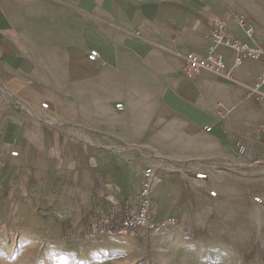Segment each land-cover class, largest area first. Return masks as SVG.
<instances>
[{
	"label": "crops",
	"instance_id": "1",
	"mask_svg": "<svg viewBox=\"0 0 264 264\" xmlns=\"http://www.w3.org/2000/svg\"><path fill=\"white\" fill-rule=\"evenodd\" d=\"M215 20L264 50V0H0V226L25 237L34 223L58 234L117 227L147 167L155 219L177 218L135 234L155 263H204L207 224L253 222L264 101L249 88L264 53L236 64L218 45L229 73L189 76L185 57L207 53Z\"/></svg>",
	"mask_w": 264,
	"mask_h": 264
},
{
	"label": "rangeland",
	"instance_id": "2",
	"mask_svg": "<svg viewBox=\"0 0 264 264\" xmlns=\"http://www.w3.org/2000/svg\"><path fill=\"white\" fill-rule=\"evenodd\" d=\"M262 188L255 192L253 222H235L228 216L202 229L201 240L207 252L205 262L199 264H264ZM38 224H31L32 237L23 236L18 224L0 226V264H157L149 251L141 254L143 248L150 247L145 237L144 241L140 239L141 244L136 242L135 234L149 232L128 229L101 233L89 228L80 230L70 224L58 234L50 223L37 231Z\"/></svg>",
	"mask_w": 264,
	"mask_h": 264
},
{
	"label": "built area",
	"instance_id": "3",
	"mask_svg": "<svg viewBox=\"0 0 264 264\" xmlns=\"http://www.w3.org/2000/svg\"><path fill=\"white\" fill-rule=\"evenodd\" d=\"M239 24L244 28L245 33L251 37L254 34L255 28L252 22L248 20L245 15H240L238 18ZM223 20H215L214 28L212 31V43L209 45L207 53L205 55H199L196 53H189L185 57V70L189 76H194L200 73L204 69L214 70L221 74H228L227 63L223 54L217 51L218 45H225L233 48L237 52L236 64L242 63L244 56L252 58H258L263 53L262 47L252 45L249 42H241L236 39L227 37L224 31ZM98 57V50L91 49L88 53L90 60H96ZM249 94L255 96L258 100L264 101V71L259 75L254 84L249 88ZM48 102H43L42 107L47 108ZM118 108H122L123 104L118 103ZM211 129V127H208ZM260 130L264 132V125L260 127ZM239 151L244 152L245 146L238 144ZM12 155H18L19 151L14 149L11 151ZM2 157L0 154V176L2 173ZM154 176V170L151 167H147L144 170L143 178L141 182V189L139 192V201L135 208H130L123 215L122 220L119 223L122 230H142L145 232L160 231L165 229L171 224L177 222L175 216H165L160 220L155 219L153 213V198L151 195V186ZM198 178H207V174L200 172L196 174ZM211 195H216V191L212 190Z\"/></svg>",
	"mask_w": 264,
	"mask_h": 264
},
{
	"label": "trees",
	"instance_id": "4",
	"mask_svg": "<svg viewBox=\"0 0 264 264\" xmlns=\"http://www.w3.org/2000/svg\"><path fill=\"white\" fill-rule=\"evenodd\" d=\"M119 225V224H118ZM97 227V226H96ZM98 228V232H101V233H104V232H108V233H116L120 230V226H113L112 228H108L107 226L105 225H100L97 227ZM90 230L93 231L94 228H93V225L92 227H90ZM83 237V236H82Z\"/></svg>",
	"mask_w": 264,
	"mask_h": 264
}]
</instances>
